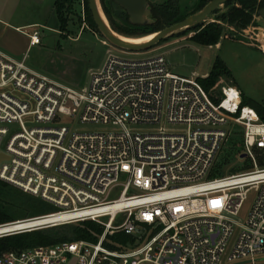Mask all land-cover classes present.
Returning a JSON list of instances; mask_svg holds the SVG:
<instances>
[{
	"label": "built area",
	"instance_id": "built-area-1",
	"mask_svg": "<svg viewBox=\"0 0 264 264\" xmlns=\"http://www.w3.org/2000/svg\"><path fill=\"white\" fill-rule=\"evenodd\" d=\"M216 22L222 38L241 37L264 57L262 25L239 32ZM27 36L30 47L41 44L38 31ZM103 44L105 61L81 88L0 51V181L56 209L0 225V238L88 221L102 228L96 242L5 252L0 264H264V121L256 110L235 86L215 85L213 101L198 76L173 74L162 54L126 59ZM65 118L111 130L71 133ZM236 133L252 166L210 178Z\"/></svg>",
	"mask_w": 264,
	"mask_h": 264
},
{
	"label": "rangeland",
	"instance_id": "rangeland-1",
	"mask_svg": "<svg viewBox=\"0 0 264 264\" xmlns=\"http://www.w3.org/2000/svg\"><path fill=\"white\" fill-rule=\"evenodd\" d=\"M52 1L54 12L51 7ZM150 1L152 3L164 2V0ZM55 2L56 0H0V51L15 59L26 58V64L31 69L45 74L55 81L74 88L87 87L90 83V72L100 68L105 61L108 47L103 42L107 40L99 30L85 22L83 18L84 0L76 1L74 12L65 16L69 20L67 26L69 28L66 31H61V22L57 19ZM196 2L197 0H183L180 2V7L183 11L188 12L194 8ZM108 4L112 12L120 11L111 0H108ZM219 9L222 12L226 11L223 5ZM79 13L82 20H79ZM212 20H215L213 14L204 24L210 23ZM115 21L119 25L123 24L118 19ZM259 21L260 18L257 14L254 16L253 23L258 24ZM32 22L45 25L36 29L22 28L18 30L16 28L18 25ZM251 25L242 31L249 29ZM34 31H38L41 44L30 47L27 34H32ZM238 31L240 32L241 29ZM195 34L196 32L180 34L142 52L125 51L113 46L108 41L107 43L121 58L141 59L162 54L170 72L184 77L196 75L198 79L208 77L216 59L219 58L226 64L231 77L220 78L215 84L217 85L216 90L220 91L225 84L235 86L248 99L259 103L264 101V57L258 50L250 47L241 37L236 40L224 36L220 39L218 47L202 46L191 40ZM127 38L134 39L136 37ZM220 80L223 82L218 86ZM203 88L209 97L216 101L215 88L210 90ZM63 124L70 128L71 133L111 130L102 125L72 123L71 119L67 118L64 119ZM224 150L221 152L224 153ZM262 157L261 154L258 155L259 163L262 161ZM251 166L252 164L247 159L233 158L230 164L225 166L222 177L233 175L235 172H239L238 169ZM236 168L237 170L233 171ZM122 179L124 180V177ZM119 196L120 191L116 190L110 198L114 200ZM255 199L256 193L250 192L239 215L242 222L246 221ZM54 209L47 202L29 194H23L14 187L0 186V218H12L16 221L25 219L26 216L49 213ZM24 210H27L28 213ZM72 226L75 224L60 227L62 234L68 232V235L71 234Z\"/></svg>",
	"mask_w": 264,
	"mask_h": 264
},
{
	"label": "trees",
	"instance_id": "trees-1",
	"mask_svg": "<svg viewBox=\"0 0 264 264\" xmlns=\"http://www.w3.org/2000/svg\"><path fill=\"white\" fill-rule=\"evenodd\" d=\"M76 1L77 0H56L55 9L57 19L59 20V22H61V31H66L67 28H69L67 27L69 24V20L65 16H67L68 13L70 14L74 12L73 9L75 7V3H77ZM100 1L102 4L103 11L111 25V28L116 33L120 34L121 36L123 35L124 37L126 36L141 38L144 36L155 34L165 28L171 27L185 20L189 16L201 11L212 0H197L194 8L188 12L183 11V9L180 7V2L183 0H164V2L162 3H152L149 0V3L152 7L153 18L157 20V22L153 25H133L130 23L129 16L126 11H124L113 0L111 1L115 5H117L120 10L115 13L111 11L110 6L108 4V0ZM223 6L226 8L225 12L219 11L220 9L218 8L215 12L212 13L215 17V20L232 25L237 29L242 30L247 28L249 25L254 24V16L259 14V12L264 9V0H228L224 3ZM78 17L79 20H82V16L80 15V13ZM83 18L85 22L89 23L91 27L98 30L97 25L95 24L92 14L90 12L88 0H84ZM114 18L118 19L123 24L119 25L118 23H116V19ZM190 32H196V34L191 37L192 41L202 46L211 47L216 46L219 43L220 39L222 38L224 29L219 23L210 22L194 27L183 34ZM225 37L228 38L227 35ZM166 40L162 41L161 43L165 42ZM225 76L231 77L230 72L228 71L226 64L219 58H217L209 76L204 79H199V81L203 87L210 90L215 86V84L220 78ZM242 105L250 106L255 109L259 118L264 121V101H262L261 103L256 102L250 98L248 99L245 94L242 93ZM225 147L226 149L224 150ZM225 147L223 148L224 153H222V150V152L218 155L216 164L210 175V178L222 177L224 175L223 170L225 166L229 165L230 161L233 158L238 157L239 159V154H241V138L239 134L236 133L235 135H233L226 143ZM261 159L262 161L260 162V164L263 166L264 156ZM236 170L237 168L233 171ZM238 170L239 172H241L249 170V168ZM239 172H235L234 174ZM2 185L4 187L10 186L0 181V186ZM19 191L23 194H26L21 190ZM24 211L28 213L27 210ZM55 211L56 209L49 213L41 215L26 216L25 219L47 215ZM11 222H15V220H13L12 218H0V225ZM60 227L62 226L0 238V256L5 252H18L27 249H32L38 246H52L61 242H71L75 240H86L89 242H96V235L102 232V228L91 221L72 226V233L69 235V232L62 234V230ZM116 239L120 242H126L128 238L125 235H117Z\"/></svg>",
	"mask_w": 264,
	"mask_h": 264
},
{
	"label": "water",
	"instance_id": "water-1",
	"mask_svg": "<svg viewBox=\"0 0 264 264\" xmlns=\"http://www.w3.org/2000/svg\"><path fill=\"white\" fill-rule=\"evenodd\" d=\"M113 1L126 11L129 16L130 23L133 25H153L157 22V20L153 18L152 7L149 0ZM227 1L228 0H212L201 11L189 16L185 20L171 27L155 33L151 40L143 43H128L120 39L119 34L110 27L102 9L101 1L88 0L93 20L104 38L113 46L131 52L147 51L166 39L178 36L194 27L204 24L208 20V17ZM258 16L260 18L261 25L264 27V9L259 12ZM4 158V155H1L0 162ZM245 158V154H242L239 157L240 160H244ZM71 264H74V262Z\"/></svg>",
	"mask_w": 264,
	"mask_h": 264
},
{
	"label": "bare ground",
	"instance_id": "bare-ground-1",
	"mask_svg": "<svg viewBox=\"0 0 264 264\" xmlns=\"http://www.w3.org/2000/svg\"><path fill=\"white\" fill-rule=\"evenodd\" d=\"M119 37H120V39H122L123 41L128 42V43H143V42L151 40L154 37V34L153 35H149V36H144V37H141V38H134V39L127 38V37H124V36H121V35H119ZM16 226L17 227L15 229H18V228L21 227V224H18ZM3 232H6V231H4V230L0 231V233H3Z\"/></svg>",
	"mask_w": 264,
	"mask_h": 264
},
{
	"label": "crops",
	"instance_id": "crops-1",
	"mask_svg": "<svg viewBox=\"0 0 264 264\" xmlns=\"http://www.w3.org/2000/svg\"><path fill=\"white\" fill-rule=\"evenodd\" d=\"M52 12H54V8H53V1H52ZM212 22H215V23H217L216 22V20H212ZM258 24H260L261 25V22L259 21V23ZM44 23H37V22H32V23H27V24H21V25H18V26H16V28L19 30V29H22V28H31V29H33V28H38V27H44ZM228 36V38H230V39H234L232 36H230V35H227ZM15 59V58H14ZM226 85V84H225Z\"/></svg>",
	"mask_w": 264,
	"mask_h": 264
}]
</instances>
